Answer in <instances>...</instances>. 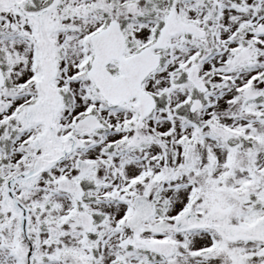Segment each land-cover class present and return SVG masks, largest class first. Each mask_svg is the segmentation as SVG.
<instances>
[{
    "label": "snow or ice",
    "instance_id": "1",
    "mask_svg": "<svg viewBox=\"0 0 264 264\" xmlns=\"http://www.w3.org/2000/svg\"><path fill=\"white\" fill-rule=\"evenodd\" d=\"M0 264H264V0H0Z\"/></svg>",
    "mask_w": 264,
    "mask_h": 264
}]
</instances>
